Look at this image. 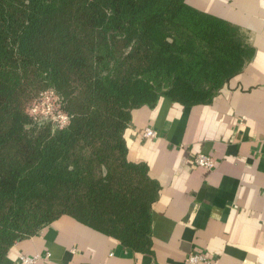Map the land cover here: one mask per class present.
<instances>
[{"label": "trees", "instance_id": "1", "mask_svg": "<svg viewBox=\"0 0 264 264\" xmlns=\"http://www.w3.org/2000/svg\"><path fill=\"white\" fill-rule=\"evenodd\" d=\"M254 55L187 0H0V264L62 216L149 253L161 187L128 158L133 111L211 104ZM46 91L65 127L29 115Z\"/></svg>", "mask_w": 264, "mask_h": 264}, {"label": "crops", "instance_id": "2", "mask_svg": "<svg viewBox=\"0 0 264 264\" xmlns=\"http://www.w3.org/2000/svg\"><path fill=\"white\" fill-rule=\"evenodd\" d=\"M239 26L253 59L211 104L183 106L166 97L133 111L125 138L131 162L146 163L160 185L152 246L135 252L70 216L17 242L3 264H185L204 252L209 264H264V0H187ZM146 128L156 137L144 136ZM207 154L216 169L197 167Z\"/></svg>", "mask_w": 264, "mask_h": 264}, {"label": "built area", "instance_id": "3", "mask_svg": "<svg viewBox=\"0 0 264 264\" xmlns=\"http://www.w3.org/2000/svg\"><path fill=\"white\" fill-rule=\"evenodd\" d=\"M29 115L37 122L49 121L57 127H65L70 123V116L61 108L59 97L54 91H46L32 103L28 109ZM144 136L147 138L156 137V131L146 128ZM197 167L212 171L216 169L217 163L213 156L207 154H197L193 158ZM41 260L40 256H21L20 264H37ZM185 264H209V259L204 252H194L185 259Z\"/></svg>", "mask_w": 264, "mask_h": 264}]
</instances>
